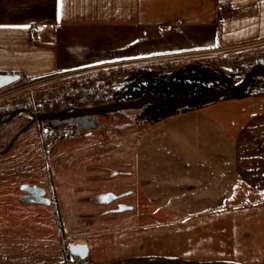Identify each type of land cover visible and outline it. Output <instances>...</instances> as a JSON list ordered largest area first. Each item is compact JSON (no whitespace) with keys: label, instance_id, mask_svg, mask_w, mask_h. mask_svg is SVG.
Masks as SVG:
<instances>
[{"label":"crops","instance_id":"1","mask_svg":"<svg viewBox=\"0 0 264 264\" xmlns=\"http://www.w3.org/2000/svg\"><path fill=\"white\" fill-rule=\"evenodd\" d=\"M262 41L264 0H0V73L29 79ZM86 133L87 169L129 162L135 188L109 189L99 196L106 202L140 187L180 216L264 207V95L221 99L98 140L100 132ZM121 169L112 176L128 181Z\"/></svg>","mask_w":264,"mask_h":264},{"label":"rangeland","instance_id":"2","mask_svg":"<svg viewBox=\"0 0 264 264\" xmlns=\"http://www.w3.org/2000/svg\"><path fill=\"white\" fill-rule=\"evenodd\" d=\"M262 59L264 41L201 54L135 61L113 70L70 68L36 79L21 76L0 89V112L19 106L38 110L50 105L53 98H57L60 109L77 106L76 98L90 90L97 103L119 101L118 92L131 83V73L150 62L211 60L241 76ZM95 81L101 86L87 87ZM260 91H264V83L257 81L250 95ZM143 109L98 115L102 127L92 130L100 132L92 140L148 124L140 117ZM30 118L23 113L0 126V150ZM71 125L64 123L54 128L48 120L36 121L0 155V264H108L125 257L149 255L264 264V207L222 208L197 216H180L161 209L140 187L137 193L106 202L99 196L109 189L122 193L135 188L133 176L125 175L131 171L129 162L111 161L104 170L87 169L82 146L88 128H83L81 134L75 131L72 136L62 135L53 143L45 140L44 129L65 132ZM120 169V176H126L128 181L119 182L112 176ZM25 183L45 188L51 202L22 201L27 194L21 188ZM81 237H89L90 256L75 259L69 244Z\"/></svg>","mask_w":264,"mask_h":264},{"label":"water","instance_id":"3","mask_svg":"<svg viewBox=\"0 0 264 264\" xmlns=\"http://www.w3.org/2000/svg\"><path fill=\"white\" fill-rule=\"evenodd\" d=\"M63 59H76V55L66 54ZM19 74L0 73V89L15 83L20 79ZM254 78H264V59L253 65L248 71L239 77L231 85L212 87L204 91H198L187 96H163L155 93L143 95L138 98L123 99L119 101H109L87 106H68L59 110H34L27 106H21L0 113V126L11 121L20 114L27 113L30 120L12 137L5 148L0 150V155L7 152L18 138L29 129V127L39 120H48L50 125L58 128L64 123H73L77 126V134L83 128L99 130L102 127L98 120V115L119 112L123 110L142 109L148 105L163 106H189L194 103H205L216 98H230L239 93L246 92ZM21 188L27 191V195L22 197V201H35L49 204L51 200L45 196V188L28 183L22 184ZM69 252L75 259H85L90 256V246L87 243L69 244ZM108 264H243L228 263L223 260H197L179 256L169 257L160 255L131 256L114 260Z\"/></svg>","mask_w":264,"mask_h":264},{"label":"trees","instance_id":"4","mask_svg":"<svg viewBox=\"0 0 264 264\" xmlns=\"http://www.w3.org/2000/svg\"><path fill=\"white\" fill-rule=\"evenodd\" d=\"M164 65H167L168 67L162 68ZM126 66L128 65H119L116 67L120 68ZM116 67H110L109 69L113 70ZM130 77L131 83L127 84L123 90L118 92L119 100L138 98L150 93L168 97L187 96L212 87L231 85L237 81L240 76L227 72L211 60H203L188 63L150 62L136 68V71L131 73ZM257 81H262L264 83V78H254L246 92L239 93L233 97L239 98L250 95L252 92V86ZM103 82L104 79H101L100 83ZM95 85H98L99 87L101 86L99 82L95 81L94 84H88L87 87L93 88ZM254 95L263 96L264 91L255 92ZM221 99L226 98H216L209 102L194 103L189 106L148 105L144 107L140 117L154 123L179 112L201 108ZM97 102L98 101H95L94 98H92L91 90L81 93L75 100L77 106L98 104ZM45 108L59 110L60 108L57 105V98H53L50 101V105H46Z\"/></svg>","mask_w":264,"mask_h":264},{"label":"built area","instance_id":"5","mask_svg":"<svg viewBox=\"0 0 264 264\" xmlns=\"http://www.w3.org/2000/svg\"><path fill=\"white\" fill-rule=\"evenodd\" d=\"M230 6L229 3H225L223 5V8H228ZM40 33V31H37V34ZM218 35L220 36L221 35V31L219 30L218 31ZM194 54V53H193ZM185 55V54H184ZM173 56H180V55H173ZM154 59H157V58H146L144 59V61H153ZM52 129V128H51ZM54 129H52V131L48 132V129H44V136H45V140H49L48 142L49 143H53L54 141H56L59 137H61L62 135H65V136H72L75 134V131L77 133V126L76 124H73L70 126V129L69 130H66L65 132H53ZM60 131V130H58Z\"/></svg>","mask_w":264,"mask_h":264},{"label":"bare ground","instance_id":"6","mask_svg":"<svg viewBox=\"0 0 264 264\" xmlns=\"http://www.w3.org/2000/svg\"><path fill=\"white\" fill-rule=\"evenodd\" d=\"M85 241V242H84ZM73 243H87L89 244L88 242H86V239L82 238V239H78L77 242L74 240Z\"/></svg>","mask_w":264,"mask_h":264},{"label":"flooded vegetation","instance_id":"7","mask_svg":"<svg viewBox=\"0 0 264 264\" xmlns=\"http://www.w3.org/2000/svg\"><path fill=\"white\" fill-rule=\"evenodd\" d=\"M19 107H21V106H19ZM38 110L49 111L50 109H46L45 107H42L41 109L39 108ZM0 113H2V112H0ZM20 115H21V114H20ZM20 115H19V116H20ZM48 124H50L49 121H48ZM20 128H21V127H20ZM27 194H28V193H27ZM27 194H26V195H27Z\"/></svg>","mask_w":264,"mask_h":264},{"label":"snow or ice","instance_id":"8","mask_svg":"<svg viewBox=\"0 0 264 264\" xmlns=\"http://www.w3.org/2000/svg\"><path fill=\"white\" fill-rule=\"evenodd\" d=\"M16 27H24V28H26V27H28L27 25H23V26H16Z\"/></svg>","mask_w":264,"mask_h":264}]
</instances>
